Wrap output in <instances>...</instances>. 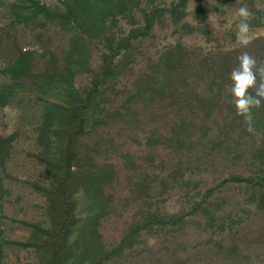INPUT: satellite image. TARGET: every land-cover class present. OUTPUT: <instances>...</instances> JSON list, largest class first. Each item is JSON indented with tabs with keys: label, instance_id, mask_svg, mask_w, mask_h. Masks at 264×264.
Masks as SVG:
<instances>
[{
	"label": "trees",
	"instance_id": "16d2710c",
	"mask_svg": "<svg viewBox=\"0 0 264 264\" xmlns=\"http://www.w3.org/2000/svg\"><path fill=\"white\" fill-rule=\"evenodd\" d=\"M53 1L55 5L0 0L14 26H58L73 35L64 57L43 55L48 56L43 75H33L34 53L20 52L6 68L11 80L0 85L1 108L14 102L27 77H33L34 86L43 92L39 95L45 96L36 110L41 119L34 126L32 149L19 145L21 130L0 137V219L6 217L4 206L11 196L7 181H22L45 201L44 219L25 223L31 230L26 241L7 239L0 223V264H5L4 249L11 245L32 249L36 261L31 264H107L122 259L145 234L164 240L178 232L188 216L220 222L224 231L231 215L221 222L204 207L217 189L229 184L251 187L245 201L264 212V105L253 110L257 135H251L226 92L241 51L259 46V61H264V44L207 50L188 48L177 39L157 51L156 58H145L143 71L128 83L144 42L154 39L153 28L164 16L173 23L181 21L188 0H176L170 9L159 8L155 0H148L144 8L140 0ZM122 19L129 30L120 28ZM93 50L98 53L94 65ZM80 74L89 77L86 87L75 84ZM22 110L27 113V108ZM131 144L140 149L131 151ZM17 154L41 167L42 177L15 176L10 164ZM239 154L250 155L248 174L241 172L244 164L233 167L243 161ZM219 168L230 173L215 186L204 187L194 179L202 171ZM122 180L128 191L120 193ZM179 189L194 196L170 214L159 200ZM123 192L136 206L135 219L110 248L102 222ZM169 259L158 264H184ZM141 264L156 263L149 259Z\"/></svg>",
	"mask_w": 264,
	"mask_h": 264
},
{
	"label": "rangeland",
	"instance_id": "374dc122",
	"mask_svg": "<svg viewBox=\"0 0 264 264\" xmlns=\"http://www.w3.org/2000/svg\"><path fill=\"white\" fill-rule=\"evenodd\" d=\"M42 1L55 5L53 0ZM140 1V8L147 6L148 0ZM175 1L155 0V4L161 9H170ZM243 5H246L253 13L249 21L251 27L246 37V45L238 40L236 35L238 19L235 13L236 9ZM185 12L186 16L178 23H173L168 16L161 18V22L152 30L154 39L147 38L144 42L143 54L137 58L134 66L135 76L132 78L131 75L128 83H133L138 72L143 71L147 64L145 58H156L157 51L175 43L177 39H180L188 48L207 50L216 48L238 50L252 42L264 44V0H188ZM212 13L217 15L209 19ZM136 17L141 21L139 12L136 13ZM12 23L13 17L9 11L0 5V85L11 80L6 73V68L9 62L18 58L20 52L34 53L33 75L41 76L48 68L46 65L48 56L43 58L46 52L54 53L62 58L70 49V40L73 35L64 33L58 26H49L45 29L26 28L22 25L14 26ZM119 26L123 31L130 29L127 20L124 19L120 21ZM258 49H260L259 46L248 51L259 62L262 54ZM93 51L94 65L97 63L98 53ZM33 81V77L22 79L19 94L14 102L6 108L0 107V137H8L21 130L18 137L19 145L27 149L33 148L34 126L41 119L40 112L36 111L42 104L39 98H45L44 95H39L43 92L34 86ZM88 83L87 74H80L75 78L78 88L86 87ZM46 97H52V95ZM24 108H27V113L26 110H22ZM128 148L131 151L140 149L133 144ZM252 151L251 149L249 152ZM239 157L243 161L235 162L233 167L236 169L235 165L244 164L241 172L244 175L248 174L246 172L248 168L245 165L250 162V155L239 154ZM10 170L15 176L26 179L42 177L43 174V169L31 158L20 154L11 161ZM200 173L197 172L198 175L194 178L196 182L200 181L204 187H212L226 178L230 172L219 168ZM124 183L122 180L120 193L128 191ZM6 187L10 190L11 196L4 206L6 217L1 218L0 223L7 239L26 241L31 230L25 223L40 222L44 219L45 201L22 181H7ZM248 191L253 192V189L244 184H229L227 187L217 189L210 197L204 207L206 210L211 209L221 222L229 215L233 218L228 221L224 231L219 228L220 222L212 224L209 218H203L202 215L188 216L184 221L185 225L178 232L170 234L164 240L155 235L149 237L145 234L140 237L133 250L124 253L122 259L107 264H141L149 259L158 264L159 261L170 260L169 258L184 264H264V212H259L254 205L245 201ZM187 195L185 190L169 191L161 197L159 202L167 212L175 214L185 206V202L188 205L190 196H194ZM217 201L221 202L220 207ZM154 202L157 201L154 199ZM213 204L216 206L210 207ZM135 213L136 206L130 201L128 194L123 192L115 201L114 211L102 222L103 238L110 248L120 241L123 233L134 221ZM231 231H234L233 234L236 235L234 240L230 236ZM169 237H175L176 240H171ZM4 256L5 264H31L36 261V253L32 249L18 245L6 247Z\"/></svg>",
	"mask_w": 264,
	"mask_h": 264
},
{
	"label": "clouds",
	"instance_id": "9594fccd",
	"mask_svg": "<svg viewBox=\"0 0 264 264\" xmlns=\"http://www.w3.org/2000/svg\"><path fill=\"white\" fill-rule=\"evenodd\" d=\"M212 13L209 16H216ZM238 23L237 38L244 45L247 44V34L250 32V19L253 16L251 10L246 6H240L235 13ZM230 85L226 92L232 96V103L236 114L243 118L246 131L251 135H257L254 127V109H260L264 105V61H257L247 50H242L237 57V67L230 73Z\"/></svg>",
	"mask_w": 264,
	"mask_h": 264
}]
</instances>
